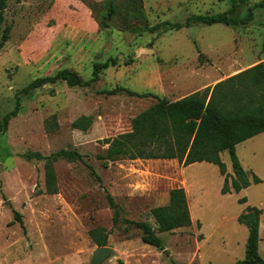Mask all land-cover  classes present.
<instances>
[{
	"label": "rangeland",
	"instance_id": "rangeland-1",
	"mask_svg": "<svg viewBox=\"0 0 264 264\" xmlns=\"http://www.w3.org/2000/svg\"><path fill=\"white\" fill-rule=\"evenodd\" d=\"M108 1H6L0 119L16 113L0 130V264H91L99 246L88 233L93 227L105 228V245L112 248L100 264L119 259L124 264H234L244 257L248 233L237 217L248 206L261 210L258 250L264 258V132L235 146L248 178H260L238 191L222 193L224 175L206 161L183 166L176 159H117L104 166L97 158L106 147L100 140L129 131L131 118L157 97L171 101L211 88L264 60V6L253 10L247 26L191 21L151 33L143 26L183 23L190 16L226 11L237 0H138L107 19ZM246 9L240 4L237 16ZM95 63L107 65L88 85L57 79L20 92L35 77L62 68L87 81ZM78 118L85 129L72 126ZM59 149L75 150L82 159L53 161L57 192L48 193L45 161L22 154L47 156ZM219 156L229 186L234 178L229 154ZM172 187L185 189L191 223L159 232L161 248L144 243L125 220L155 227L150 208L167 203ZM107 193L119 209L116 224Z\"/></svg>",
	"mask_w": 264,
	"mask_h": 264
},
{
	"label": "trees",
	"instance_id": "trees-1",
	"mask_svg": "<svg viewBox=\"0 0 264 264\" xmlns=\"http://www.w3.org/2000/svg\"><path fill=\"white\" fill-rule=\"evenodd\" d=\"M6 1L0 0V31ZM137 1L109 0L104 17L109 19L118 11L121 12L126 3ZM237 2L229 6L226 11L190 16L183 23L163 21L151 26L144 25L143 28L151 33H161L188 26L191 21L205 24L223 23L238 28L247 26L252 20L253 10L264 6V0L250 5L246 4V0H237ZM240 4L247 7L244 16L241 17L236 13ZM106 65L107 63H95L92 77L87 81H81L80 77L70 69L62 68L53 75L35 77L20 92L27 94L32 89L57 79L64 80L70 86L88 85L90 81L98 78V69H103ZM15 113L12 110L1 117L0 130L6 128L9 118ZM72 126L85 129L86 124H83L82 118H78L72 122ZM261 132H264V60L218 81L211 88L205 87L171 101L157 97L155 102L131 118L129 131L100 140L106 147L103 153L97 154V158L102 160L104 166L107 165V161L117 159H176L183 166L206 161L215 164L219 173L224 175L222 193L230 190L238 191L251 182H259L260 178L255 174H252L251 179L248 178L237 157L235 146ZM221 151L228 152L234 172V178L231 179L229 186H227L225 164L219 156ZM22 156L27 160L34 158L45 161L44 180L48 193L57 192L53 161L58 157L82 159L79 152L66 149H59L47 156L36 151H27ZM95 177L99 180V176L95 175ZM106 196L113 209V223L116 224L119 209L112 196L109 193ZM240 201L243 202L245 199L242 198ZM260 213L259 208L248 206L247 211L237 217L239 222L246 225L248 233L244 257L236 260L234 264H264V258L258 250ZM150 215L155 221V227L145 220L125 221L139 230L140 238L144 243L161 248L159 232L171 231L191 223L184 188H170L167 203L151 207ZM14 218L22 224L19 212H14ZM88 233L97 245L106 244L105 228L93 227ZM118 264L124 263L119 259Z\"/></svg>",
	"mask_w": 264,
	"mask_h": 264
},
{
	"label": "water",
	"instance_id": "water-1",
	"mask_svg": "<svg viewBox=\"0 0 264 264\" xmlns=\"http://www.w3.org/2000/svg\"><path fill=\"white\" fill-rule=\"evenodd\" d=\"M203 57V55H200ZM8 203V201H6ZM112 253V248L102 245L97 246L92 252L91 264H100L104 259H106Z\"/></svg>",
	"mask_w": 264,
	"mask_h": 264
},
{
	"label": "crops",
	"instance_id": "crops-1",
	"mask_svg": "<svg viewBox=\"0 0 264 264\" xmlns=\"http://www.w3.org/2000/svg\"><path fill=\"white\" fill-rule=\"evenodd\" d=\"M185 190V189H184Z\"/></svg>",
	"mask_w": 264,
	"mask_h": 264
}]
</instances>
